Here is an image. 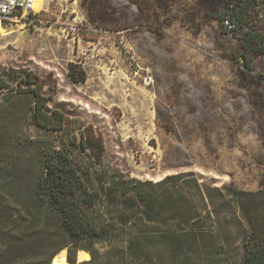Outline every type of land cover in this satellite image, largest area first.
I'll list each match as a JSON object with an SVG mask.
<instances>
[{
  "label": "rangeland",
  "instance_id": "1",
  "mask_svg": "<svg viewBox=\"0 0 264 264\" xmlns=\"http://www.w3.org/2000/svg\"><path fill=\"white\" fill-rule=\"evenodd\" d=\"M42 1L35 22L0 30V264L51 263L64 249L72 258L55 214L36 197L42 166L24 143L86 135L104 151L83 156L96 159L109 185L142 183L162 202L159 181L188 179L169 192L182 196L183 210L202 212L184 226L196 232L185 240L193 248L156 252L154 262L240 264L247 243L264 242V50L247 40L250 29L264 38V9L235 32L223 22L225 0ZM72 64L85 81L71 78ZM27 72L63 135L32 122L35 100L18 90ZM116 203L124 215L122 198ZM96 248L103 254L109 243ZM81 255L77 262L89 254Z\"/></svg>",
  "mask_w": 264,
  "mask_h": 264
},
{
  "label": "trees",
  "instance_id": "2",
  "mask_svg": "<svg viewBox=\"0 0 264 264\" xmlns=\"http://www.w3.org/2000/svg\"><path fill=\"white\" fill-rule=\"evenodd\" d=\"M225 2L229 7V17L236 23L233 29L235 32L244 29L248 24L252 9H264V0ZM247 36V40H255L256 46L261 51L264 50V38L261 34L250 29ZM239 56L246 57L244 52ZM70 76L74 81H85V72L77 71L73 64ZM34 78L38 79L31 72H27L26 75H20L18 81V90L26 91L35 100L32 122L43 132L59 130L63 135L65 127L53 122L52 116L57 112L53 111V115H48L43 110L47 100L41 92V85ZM59 144L43 145L37 139H29L24 146L41 163L42 172L34 185L36 197L55 214L60 229L67 238V243L62 246L72 247V258L68 257V264H158L154 262L156 252L178 255L193 248V244L185 240H191V236L195 240L196 232L187 230L184 226L202 212L191 205L188 211L183 210L182 196H176V189L169 192L171 185L182 190L188 179L175 175L159 181L157 186L164 191V200L160 202V197H155L145 184L138 183L130 190L128 189L131 187H127L129 185L125 182L109 185L101 170L95 167L96 159L87 155L85 159L83 156L88 149L97 158L102 156L103 146L95 138L87 135L81 140L76 137H61ZM29 163L33 166L32 160ZM13 169L16 171L18 167ZM193 181L198 191H201L198 181ZM118 196L122 198L124 215L116 203ZM166 220L173 225L158 230L155 224ZM101 241L109 243V248L103 254L96 248V244ZM80 250H86L89 255L77 262L76 251ZM91 254L92 259L89 260ZM127 258L129 261L126 263ZM240 264H264V242L253 245L247 243Z\"/></svg>",
  "mask_w": 264,
  "mask_h": 264
},
{
  "label": "built area",
  "instance_id": "3",
  "mask_svg": "<svg viewBox=\"0 0 264 264\" xmlns=\"http://www.w3.org/2000/svg\"><path fill=\"white\" fill-rule=\"evenodd\" d=\"M40 1L43 2L42 0H0V25L35 22L41 10L36 9ZM223 22L231 30L236 27V23L231 18H225Z\"/></svg>",
  "mask_w": 264,
  "mask_h": 264
},
{
  "label": "bare ground",
  "instance_id": "4",
  "mask_svg": "<svg viewBox=\"0 0 264 264\" xmlns=\"http://www.w3.org/2000/svg\"><path fill=\"white\" fill-rule=\"evenodd\" d=\"M40 7V5L38 6V8ZM3 29V24L0 25V30ZM81 253L82 250L79 251V256L81 258ZM67 251L66 249L62 250L60 254H58L57 256H55L54 258H52V262L50 264H68V256H67Z\"/></svg>",
  "mask_w": 264,
  "mask_h": 264
}]
</instances>
